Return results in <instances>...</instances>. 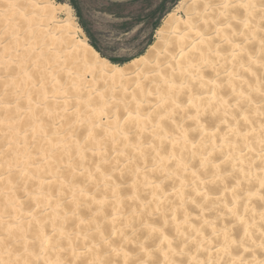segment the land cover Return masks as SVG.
<instances>
[{
    "label": "bare ground",
    "instance_id": "1",
    "mask_svg": "<svg viewBox=\"0 0 264 264\" xmlns=\"http://www.w3.org/2000/svg\"><path fill=\"white\" fill-rule=\"evenodd\" d=\"M262 2H189L146 55L109 65L115 76L67 24L27 27L26 48L7 56L0 47V129L30 125L0 132V264H30L35 248L40 264H262ZM221 3L236 7L206 6ZM77 69L107 80L104 91ZM37 114L62 130L29 123Z\"/></svg>",
    "mask_w": 264,
    "mask_h": 264
},
{
    "label": "rangeland",
    "instance_id": "2",
    "mask_svg": "<svg viewBox=\"0 0 264 264\" xmlns=\"http://www.w3.org/2000/svg\"><path fill=\"white\" fill-rule=\"evenodd\" d=\"M28 1L30 3H35L37 5L36 8H40L41 11L32 10L28 6ZM194 0H142V2L134 3L131 8H116L113 9V13H120L122 17H129L128 19H122L119 21L124 25H133L135 24L137 28L144 29V32L141 36L142 43L140 47L136 49L137 52L142 50V55L147 54V50L149 46L153 45V43L157 39V30L162 25L164 19L169 13H175L178 16L184 17L183 10L181 8L183 6H187L189 2ZM202 1V0H197ZM121 3L126 2V0H120ZM58 5H67L69 7L70 13L66 10L57 12L54 17H48V14L52 12L53 9H56ZM81 7L80 0H0V47L7 46L4 55H8L9 52L19 51L21 47L27 45V40L31 39L32 36L25 33L24 30L27 27L31 29L37 28L40 30L47 31L48 34L52 32V28L58 24H67L69 27L71 26L72 31L69 32L70 35H73L75 39H86L88 45H90L91 41L88 38L87 29V14H78L77 9ZM111 13H105V15H110ZM35 18V19H34ZM137 21L139 23H137ZM14 24L15 32H7L6 25ZM73 26H78L81 31H78L77 34L73 29ZM26 36V37H25ZM16 38H25L23 41H16ZM11 42V43H10ZM8 43H10L8 45ZM15 43V45H13ZM22 43V44H21ZM26 48V46L24 47ZM131 55L135 56V52L131 53ZM141 55V56H142ZM16 61L14 65H20L22 62ZM129 62V61H128ZM127 63V62H125ZM111 65V64H110ZM123 65V64H122ZM112 66H121V65H112ZM111 72H113V67H108ZM25 68L20 67V72L24 73ZM80 76L85 80L87 86L94 85L96 90L104 91L108 82L107 80L99 79L95 75H90V73L86 70L77 69ZM133 71L123 73V76H128ZM21 73V75H23ZM1 75V71H0ZM15 76V75H13ZM6 87L0 84V103H3L2 97L6 94ZM27 88V83L21 88H17L16 96L11 97L10 99H6L5 101L8 104L14 105L18 96H24L25 92L22 95H19V91H24ZM23 109L21 110V112ZM81 111L80 109L78 110ZM113 112L110 115H112ZM7 118V117H6ZM9 118V117H8ZM19 118H14L13 122H9L8 127L1 128L0 132L2 133L4 130L13 129V132L22 135L29 128L28 124H15L19 122ZM29 123H36L46 126L50 129V132L53 134L59 133L62 128L59 124V120L57 118L47 119L41 115H34ZM72 126V125H70ZM20 143L22 140L19 141ZM22 145V144H21ZM19 196H23L19 194ZM42 251L38 248L32 249V254L34 255V261L30 264H40L39 263V255ZM20 255V253H16ZM14 255L12 256H16Z\"/></svg>",
    "mask_w": 264,
    "mask_h": 264
},
{
    "label": "snow or ice",
    "instance_id": "3",
    "mask_svg": "<svg viewBox=\"0 0 264 264\" xmlns=\"http://www.w3.org/2000/svg\"><path fill=\"white\" fill-rule=\"evenodd\" d=\"M137 2H142V0H126L124 3H121L120 0H80L81 7L77 9V12L78 14H87L86 31L91 41L90 63L94 64L97 69L101 67L108 68L110 64L122 65L142 55V50L137 52L136 49L142 43L141 36L144 29L137 28L135 24L124 25L120 23L119 21L129 17H122L120 13L112 12L116 8H131ZM206 6L218 8L220 13H223L226 8L236 7V5L226 3ZM250 7H255V5ZM260 8L264 9V2L261 3ZM105 13L111 14L105 15ZM213 20L217 24L222 23L227 26L231 22V17L223 14L214 15ZM261 21L264 23V16L261 17ZM137 23L139 22L137 21ZM204 23H209L207 16L202 20L194 17L192 27L196 28ZM133 52H135V56L131 55ZM111 74L116 75L115 72ZM140 104H142V101L137 100L138 107ZM262 139H264V134H262ZM262 151H264V148H262ZM225 264H232V261H225Z\"/></svg>",
    "mask_w": 264,
    "mask_h": 264
},
{
    "label": "trees",
    "instance_id": "4",
    "mask_svg": "<svg viewBox=\"0 0 264 264\" xmlns=\"http://www.w3.org/2000/svg\"><path fill=\"white\" fill-rule=\"evenodd\" d=\"M125 64V63H124Z\"/></svg>",
    "mask_w": 264,
    "mask_h": 264
}]
</instances>
